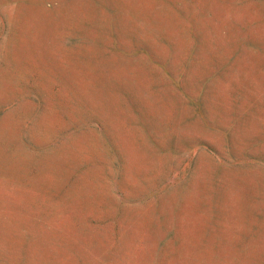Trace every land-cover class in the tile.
I'll return each instance as SVG.
<instances>
[{
    "label": "rangeland",
    "instance_id": "rangeland-1",
    "mask_svg": "<svg viewBox=\"0 0 264 264\" xmlns=\"http://www.w3.org/2000/svg\"><path fill=\"white\" fill-rule=\"evenodd\" d=\"M0 264H264V0H0Z\"/></svg>",
    "mask_w": 264,
    "mask_h": 264
}]
</instances>
